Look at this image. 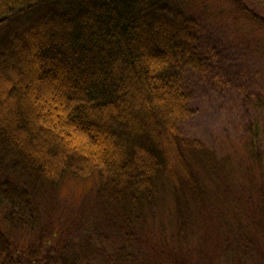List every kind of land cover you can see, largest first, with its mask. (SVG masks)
Segmentation results:
<instances>
[{
    "label": "trees",
    "instance_id": "16d2710c",
    "mask_svg": "<svg viewBox=\"0 0 264 264\" xmlns=\"http://www.w3.org/2000/svg\"><path fill=\"white\" fill-rule=\"evenodd\" d=\"M190 1L0 0V264H264V149L241 165L183 132L206 65ZM70 178L96 182L56 208ZM160 205L210 254L145 241Z\"/></svg>",
    "mask_w": 264,
    "mask_h": 264
},
{
    "label": "rangeland",
    "instance_id": "374dc122",
    "mask_svg": "<svg viewBox=\"0 0 264 264\" xmlns=\"http://www.w3.org/2000/svg\"><path fill=\"white\" fill-rule=\"evenodd\" d=\"M241 1L264 22V0ZM190 2L186 11L197 18L199 56L206 65L200 71H185L192 116L182 123L183 132L220 154H231L234 162L243 165L242 154L247 152L242 141L252 139L264 149V34L241 19L238 8L228 0ZM85 181L70 178L58 187L51 200L55 207L58 208L59 193L63 203H78L83 198L80 195L83 186L92 189L96 182L95 179ZM69 208L70 221L76 219V207ZM145 218L139 228L145 241H155L157 248L172 258H181L180 250H189L193 261L203 258L205 253L210 254L212 249L203 245L201 237L177 240L165 205H160L155 214L147 213ZM34 222L28 220L32 228ZM253 260L259 262L256 257ZM220 261L224 264V254L220 255ZM243 263L254 264L251 259Z\"/></svg>",
    "mask_w": 264,
    "mask_h": 264
}]
</instances>
